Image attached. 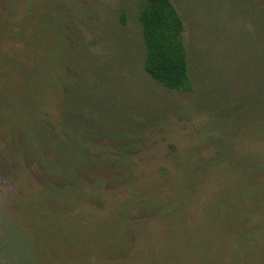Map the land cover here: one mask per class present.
Instances as JSON below:
<instances>
[{"label":"rangeland","instance_id":"1","mask_svg":"<svg viewBox=\"0 0 264 264\" xmlns=\"http://www.w3.org/2000/svg\"><path fill=\"white\" fill-rule=\"evenodd\" d=\"M172 2L192 92L142 69L140 0H0V264H264V111L233 50L249 24L229 0ZM74 80L96 103L91 151L129 153L132 184L53 164L41 131ZM72 183L67 207L51 188Z\"/></svg>","mask_w":264,"mask_h":264},{"label":"trees","instance_id":"2","mask_svg":"<svg viewBox=\"0 0 264 264\" xmlns=\"http://www.w3.org/2000/svg\"><path fill=\"white\" fill-rule=\"evenodd\" d=\"M229 1H231L230 14L240 10L239 15L243 16L249 24L246 38L241 37L243 47L241 44L233 46L234 51L245 50L246 52V56L238 62L235 70L238 73V69H244V72L250 76L253 84L249 85L253 90L252 99H255L260 109L264 111V0ZM138 21L142 40L141 66L144 72L167 90L181 93L192 92L194 82L190 73L189 51L184 38V21L172 0H140ZM80 82L74 80L71 83H65V98L60 104L61 118L55 124L46 120L45 126L48 129L41 131V137L47 140L50 148L58 155L57 161L53 164H59L61 173L67 177L66 180L77 178V172L88 174L93 170H111L107 166L111 164L114 168L118 167L116 171L118 178L132 184L134 174L129 165L132 160L129 153H119L117 158L111 159L91 151L90 144L95 148L94 140L100 138L96 129L98 126V117L95 115L96 103L89 100L86 96L87 89ZM101 109L98 112L103 120L106 118V105L102 104ZM106 136L101 134V137ZM61 190L51 188L52 193L64 194L63 201L60 202L67 207L76 195L84 196L85 194L80 184L72 183ZM45 196L48 198L47 195ZM136 197L133 196L128 200L126 209L137 201ZM32 215L38 218L42 216V213L33 209ZM70 229L72 231L69 233L71 235L69 238L77 237L72 226ZM98 232L96 231L97 237L103 238L108 233L98 234ZM57 233L59 230L51 232L53 236H58ZM87 236V238L92 237L88 231ZM35 245H41V240H36Z\"/></svg>","mask_w":264,"mask_h":264}]
</instances>
